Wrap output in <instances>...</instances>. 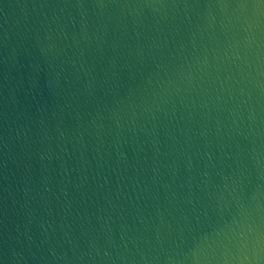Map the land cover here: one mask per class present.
Segmentation results:
<instances>
[{
	"label": "water",
	"instance_id": "1",
	"mask_svg": "<svg viewBox=\"0 0 264 264\" xmlns=\"http://www.w3.org/2000/svg\"><path fill=\"white\" fill-rule=\"evenodd\" d=\"M0 264H264V0H0Z\"/></svg>",
	"mask_w": 264,
	"mask_h": 264
}]
</instances>
